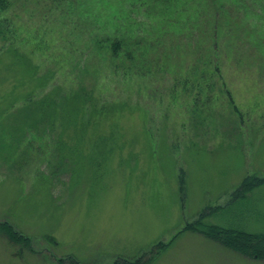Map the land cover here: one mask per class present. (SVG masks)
<instances>
[{
  "label": "rangeland",
  "instance_id": "obj_1",
  "mask_svg": "<svg viewBox=\"0 0 264 264\" xmlns=\"http://www.w3.org/2000/svg\"><path fill=\"white\" fill-rule=\"evenodd\" d=\"M11 1L0 264H264L194 226L264 233V185L232 202L264 177V0H102L110 34L54 10L69 0ZM86 93L108 105L98 124ZM47 95L58 108L30 124Z\"/></svg>",
  "mask_w": 264,
  "mask_h": 264
},
{
  "label": "trees",
  "instance_id": "obj_2",
  "mask_svg": "<svg viewBox=\"0 0 264 264\" xmlns=\"http://www.w3.org/2000/svg\"><path fill=\"white\" fill-rule=\"evenodd\" d=\"M14 4L15 3H13L11 0H0V38L4 39V37H6L7 35H8L7 38L9 37V41L6 43L5 47L7 46L10 47L9 44L10 39L14 34V32L16 31V28H14L15 25H13L12 23L13 20L11 19L12 13L15 11V9L13 10V8H15ZM37 6H39V4ZM61 6L59 8L54 7V10H56L57 13L58 12L67 13V11L70 10V12L73 14L82 15L86 19V21L88 20V22H90L89 23L90 26L96 24L98 30H101L103 33L110 34L109 31L113 29L111 26L113 21L100 22L102 20V18L99 16L101 11L106 15L108 14L114 16V19L116 17L115 15L116 13H114L113 11L107 8L109 7V5L106 1L69 0L68 4L67 2H65L64 7ZM115 29L119 30L118 26H116V21H115ZM104 37L105 38L103 39V41L105 40L109 41V38H107L106 35H104ZM218 43H215L213 45L214 48H212V54L213 53L218 54L219 51L220 52L222 51L221 49L218 48V46H216V44ZM121 48H122L121 43L116 42V44L114 45L115 53L116 54L119 53ZM210 73L211 75H215L216 73H218V75L221 74V66L216 64V68L214 70H210ZM86 94L87 96L85 94L80 95L84 101V110L86 109L87 111V108L88 109L90 108L92 111H95L96 113L100 112V109H97L99 103H97V101L93 102V99H90L88 97V93ZM56 96L57 95H55V97ZM55 97L47 95L40 99H36V100L34 99L32 101H28V103L25 106H23L22 111L26 113V118L30 120V124L38 125V127H40L39 124H42V121H44V119H48L50 116L54 114V111H50V108L53 107V105L55 106V108H58L59 101L54 99ZM107 108L106 110L103 109L100 112V114L96 116L94 115L93 119L94 121H96L95 122L96 124H98L97 120L100 121L105 118V115L108 113ZM37 111L38 113H36ZM236 112H237L236 114L240 116L237 110ZM263 185H264V177H259L257 175L248 176L241 185L240 189L238 190V193L233 194L234 196L232 198V202L241 199H246L247 197H249L250 193L254 192L256 189H258ZM205 215H209V213H205ZM194 226L198 232H200L201 234L207 236L212 240L218 241L225 248H228L233 252H236L244 257L264 262V233H250L242 230L222 227L219 225H207L204 224L202 219L200 222H197V225L195 223ZM6 232L11 236L15 235L10 230ZM162 247H164V245H162ZM126 264H130V263H126Z\"/></svg>",
  "mask_w": 264,
  "mask_h": 264
}]
</instances>
